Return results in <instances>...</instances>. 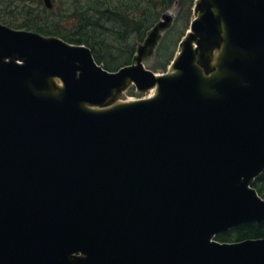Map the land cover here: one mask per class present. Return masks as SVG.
<instances>
[{"label":"water","instance_id":"95a60500","mask_svg":"<svg viewBox=\"0 0 264 264\" xmlns=\"http://www.w3.org/2000/svg\"><path fill=\"white\" fill-rule=\"evenodd\" d=\"M212 1L249 53L229 63L245 82L217 97L200 92L189 41L181 76L157 79L139 59L109 73L85 46L0 24V264H264V239L212 241L264 221L251 187L264 171V0ZM194 9L189 38L220 48L211 4ZM47 76L62 98L33 92ZM125 78L158 84V99L85 107Z\"/></svg>","mask_w":264,"mask_h":264},{"label":"trees","instance_id":"16d2710c","mask_svg":"<svg viewBox=\"0 0 264 264\" xmlns=\"http://www.w3.org/2000/svg\"><path fill=\"white\" fill-rule=\"evenodd\" d=\"M56 1V0H54ZM62 8L48 10L43 0H11L1 10L15 15L16 21L0 19L3 24L18 29L57 36L67 42L85 44L91 48L97 62L114 71L129 64L136 45L146 32L160 19L162 12L173 3L191 13L194 0H57ZM187 28L180 24V17L172 32L157 51L156 61L164 69L175 52L176 37ZM175 36V37H174ZM108 47V48H107ZM253 187L264 199V172ZM264 238L262 223L241 224L216 240L236 242Z\"/></svg>","mask_w":264,"mask_h":264},{"label":"bare ground","instance_id":"6f19581e","mask_svg":"<svg viewBox=\"0 0 264 264\" xmlns=\"http://www.w3.org/2000/svg\"><path fill=\"white\" fill-rule=\"evenodd\" d=\"M208 4H211V10L215 17L218 19V24H217V31L223 36L224 42L221 44L220 48L215 49V52L213 54V70L210 73H206L202 69H200L197 66V63L193 61V67L195 69L196 75H197V82H198V88L200 92L208 97H217L220 96L219 92V86L222 81H233L235 83H243L245 82L242 74L239 71L233 70L229 67L230 61L234 60L236 57H240L242 59H245L248 57L247 51L245 50H240L237 48L230 37V32L229 28L227 26V20L224 17L222 11L217 7L216 4L212 0H207ZM195 17L197 19L202 18L201 14L198 12L195 14ZM190 34H192L191 29L187 31L185 36L183 37L182 43L179 46L178 51H181L184 49V42L189 41L191 44L192 49H194L195 42L189 38ZM246 52V53H245ZM179 52H177V55L175 57V61L169 65L168 70L166 73L163 75L156 74V78H167V79H177L181 76V70L175 68V64L179 59ZM249 54V53H248ZM35 76H37V73H35ZM53 78V76H47L44 79L43 86L38 89L35 87H31L33 92L40 97L43 98H49V97H57V98H62L64 94V86L63 84H59L57 89H54L53 86L51 85L50 80ZM128 82V79L125 78L124 82L120 87H124V85ZM31 84V82H30ZM31 86V85H30ZM119 87V88H120ZM118 88V89H119ZM148 91L151 92V94L148 97H145L140 100H133L129 102H120L117 101L113 103L112 105L106 107V108H101L99 109L96 105H85L86 108L90 109L92 112H104L107 110H112L114 108H118L119 106H130L132 104H136L142 101H148L152 99H158L160 95V90L158 84L153 85L152 87L147 89ZM146 91V90H145ZM115 96V89L111 91L109 97L107 98L108 102L113 99ZM107 102V103H108ZM106 103V104H107Z\"/></svg>","mask_w":264,"mask_h":264},{"label":"rangeland","instance_id":"374dc122","mask_svg":"<svg viewBox=\"0 0 264 264\" xmlns=\"http://www.w3.org/2000/svg\"><path fill=\"white\" fill-rule=\"evenodd\" d=\"M10 1L11 0H7V3H9ZM7 3H5V0H0V19L7 21H16L15 20L16 14L11 16L6 14L4 9L3 11L1 10L5 5H7ZM54 3H55L54 6L55 8L63 7V6L60 7L59 1L57 0L54 1ZM193 16H194L193 11H191V13L190 12L186 13V8H181V6L176 2L173 3V5H171L168 9L162 12L159 21L155 23L154 26H152L148 30L144 40L137 46L136 54L133 56L132 63H136V61L139 59L140 62L147 69H150L155 73H160L162 69L159 67L158 62L156 61V53L159 46L166 39V37H168L169 34L172 32L174 24L176 23L179 17H180V24L186 27L188 26ZM180 38L181 35L177 36L176 41L177 39L179 41ZM219 41H221V39L218 37L209 39V38H204L202 36H198L197 39L195 40L196 47L194 48V51H195L196 61L197 64L205 68L206 71H208L210 67V70L208 72L205 71L206 73H210L213 70L212 57L215 52L214 48H216L219 45L218 44ZM213 50L214 52L212 53ZM57 82H59V80H57ZM130 87L131 84L117 91V94H115L116 96H114L116 97V100H119L120 102H129L137 99H143L151 94V92L148 90L144 92L134 91V96H130L128 95V91L131 89ZM111 101H109L107 107L113 104Z\"/></svg>","mask_w":264,"mask_h":264}]
</instances>
